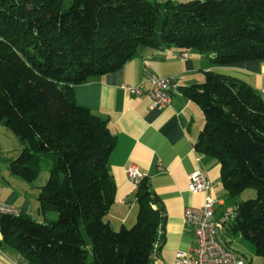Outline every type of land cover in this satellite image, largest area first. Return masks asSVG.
Returning <instances> with one entry per match:
<instances>
[{
  "label": "trees",
  "instance_id": "obj_1",
  "mask_svg": "<svg viewBox=\"0 0 264 264\" xmlns=\"http://www.w3.org/2000/svg\"><path fill=\"white\" fill-rule=\"evenodd\" d=\"M141 46L193 50L217 65L264 61V0H0V124L21 141L7 168L32 182L49 161L37 193L44 220L0 213V245L27 264H149L163 242L162 200L146 176L135 189L136 221L114 229L106 220L116 137L74 93ZM179 90L203 111L196 152L218 161L236 200L227 227L264 257V98L214 71ZM250 187L256 197L239 199Z\"/></svg>",
  "mask_w": 264,
  "mask_h": 264
},
{
  "label": "crops",
  "instance_id": "obj_2",
  "mask_svg": "<svg viewBox=\"0 0 264 264\" xmlns=\"http://www.w3.org/2000/svg\"><path fill=\"white\" fill-rule=\"evenodd\" d=\"M158 1L176 4L187 0ZM181 52L177 47L152 49L141 46L137 54L120 68L74 86L76 102L106 119L110 131L116 137L115 147L109 156V169L116 187L115 199L105 216L106 220L114 229L123 225L129 227L136 221V187L125 172L129 165L136 166L148 178L150 188L162 200L164 240L149 264H173L178 251L191 252L194 236L192 228L184 223V209L187 206H201L206 193L188 190L190 174L201 170L211 181L212 187L207 194L216 201L215 218L223 220L227 212L228 195L220 181L218 161L199 154L194 147L204 123L203 111L200 105L186 98L179 87L202 83L207 72L216 71L237 77L259 94H264V61L217 65L209 57L193 50L188 51L186 59H180L178 56ZM149 74L177 77L179 86L172 92L171 106L156 109L151 107L148 95L130 92L129 86L140 82L148 85L146 79ZM20 148L21 145L18 151ZM4 153L8 155L9 151L7 148L3 150L0 144V160ZM11 158L5 159L8 162ZM46 178L47 175L33 186L35 189H32L31 194L23 192L22 198L16 188L1 185L0 200L43 221L44 217H35L33 211L41 215L37 193ZM237 234L224 226L218 238L230 248L238 249L236 251L245 264H264V257L257 255L253 245ZM0 264H27V261L19 251L1 244Z\"/></svg>",
  "mask_w": 264,
  "mask_h": 264
},
{
  "label": "built area",
  "instance_id": "obj_3",
  "mask_svg": "<svg viewBox=\"0 0 264 264\" xmlns=\"http://www.w3.org/2000/svg\"><path fill=\"white\" fill-rule=\"evenodd\" d=\"M189 53L184 51L179 54L180 59H186ZM145 83H138L129 86L130 92L134 95L146 94L151 99V107L164 109L171 106L172 92L178 89L179 81L176 76H158L149 74ZM264 91V89H262ZM128 179L137 187L143 175L134 165L126 168ZM212 187L210 180L196 170L189 175L188 190L191 192H204V202L199 207L187 206L184 209V223L192 228L194 245L189 254L178 251L173 264H245L240 254L222 243L219 232L224 226L234 219L233 211L226 212L223 220L215 218V199L207 194ZM2 186L0 182V192ZM21 210L15 206L4 203L0 200V213L19 215Z\"/></svg>",
  "mask_w": 264,
  "mask_h": 264
},
{
  "label": "rangeland",
  "instance_id": "obj_4",
  "mask_svg": "<svg viewBox=\"0 0 264 264\" xmlns=\"http://www.w3.org/2000/svg\"><path fill=\"white\" fill-rule=\"evenodd\" d=\"M216 72V71H215ZM218 73V72H217ZM230 76V75H229ZM234 77V76H232ZM237 78V77H235ZM262 96V98H264V94H260ZM0 144L2 145L3 150L9 151V154H3L2 155V159L0 160V182L1 185H3V187L9 186L10 188L11 186L17 189V192L19 193L18 195H20L19 197H24L23 192H28L29 194H31L32 189H35L33 186H35L36 184H39L43 179L44 176L47 175L48 177V169H49V161L47 159H43L41 160L40 163V173L38 175V177L33 180L32 182H28L23 180L22 178L12 175L10 174L8 168H7V161L5 158H10L11 156L14 158L18 155L19 151H18V147L19 145H21V141L19 140V138L13 134L11 131L5 129L4 126H2L0 124ZM8 156V157H7ZM45 181H43L42 183H44ZM30 198H32L33 196L29 195ZM256 197V191L254 188L250 187L247 188L246 190H244L240 195H239V199H248V198H254ZM236 200L235 198L231 197L228 195V198L226 200V207H225V211L227 212H231L233 209V206L235 204ZM36 203V202H34ZM33 214L35 215V217L42 219V215H38L37 211L34 210ZM48 217L49 218H56V214L54 212H49L48 213ZM237 236L241 237V235L238 233ZM249 243V245H252L251 242H247ZM233 250H238L236 248H232Z\"/></svg>",
  "mask_w": 264,
  "mask_h": 264
}]
</instances>
